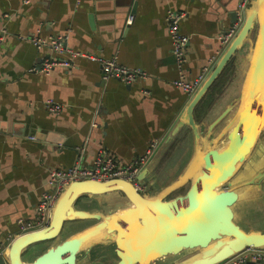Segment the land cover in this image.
Listing matches in <instances>:
<instances>
[{
	"label": "crops",
	"instance_id": "obj_1",
	"mask_svg": "<svg viewBox=\"0 0 264 264\" xmlns=\"http://www.w3.org/2000/svg\"><path fill=\"white\" fill-rule=\"evenodd\" d=\"M235 1L31 0L24 4L23 0H0V246L7 247L23 232L20 219L37 218L40 198L53 189L49 184L53 169L77 161L91 165L101 149L129 163L152 142L157 147L162 143L145 180L148 195H158L187 171L198 149L191 130L184 126L177 138L169 137L193 94L173 83L180 69L172 52L167 15L185 13L180 22V30L188 38L182 71L191 81L207 75L224 52L222 38L238 23L230 18ZM58 34L67 36L70 50L116 57L124 65L141 68L147 77L131 85L116 78L104 79L99 62L72 58L69 52L55 53L49 45L38 47L30 40ZM45 57L65 58L72 65L46 73L40 70ZM213 57L216 59L211 61ZM216 95L211 97L209 113L219 107ZM47 99L60 103L62 111H49ZM201 115L196 117L202 128L206 117ZM188 188L189 184L184 185L168 198L183 195ZM252 192L244 189L241 193L248 199ZM118 195L81 200L99 209L97 201ZM240 203H232L230 208L238 213ZM84 222L92 223H74ZM76 231L33 246L26 261L32 262ZM105 243L108 241L82 264H114L115 245L105 252Z\"/></svg>",
	"mask_w": 264,
	"mask_h": 264
},
{
	"label": "water",
	"instance_id": "obj_2",
	"mask_svg": "<svg viewBox=\"0 0 264 264\" xmlns=\"http://www.w3.org/2000/svg\"><path fill=\"white\" fill-rule=\"evenodd\" d=\"M230 9L231 20L239 25L237 31L192 95L169 139L177 138L181 127L187 126L195 138L198 153L203 152V130L196 117L197 107L224 70L233 65L235 71L230 74L223 88L230 87L241 56L248 55L241 91L231 101L238 103V107L228 128L237 119L240 120L232 142L221 150L205 154L206 164L200 173L198 170L202 164L194 160L182 176L155 196L148 195L145 189L123 178L82 179L65 184L52 205L48 225L21 233L0 254V264H82L95 255L99 249L97 246L105 241H109L103 247L105 252L115 245L117 260L114 264H150V249L153 247V252H156V248L164 245L170 247V253L186 251L169 264H221L247 248L264 247V230L244 229L227 208V205L230 207L236 201L232 199L227 204L226 200V193L233 191L228 187L232 184L230 180L245 158L238 165L236 162L248 145L254 146L264 128V0H246L244 6L240 5V0H236ZM223 90L216 95L215 103L223 101L226 96L222 95ZM227 112L211 123L209 131ZM161 144L155 149L156 152ZM154 153L137 176L138 183L144 188ZM187 184L189 188L186 193L168 198ZM110 193L119 195L99 201L102 205L99 209H94L92 203L88 207L78 204L81 198ZM85 220L92 223L54 246L49 247L50 243L47 244L46 248H49L45 252L32 262L26 261L28 250L40 242L55 240L64 233L66 223ZM134 223L137 225L134 226ZM166 231H171L169 235L172 238L169 239L172 240L167 241L168 236H163ZM164 255L160 252L154 257ZM244 264H264V260L250 258Z\"/></svg>",
	"mask_w": 264,
	"mask_h": 264
},
{
	"label": "built area",
	"instance_id": "obj_3",
	"mask_svg": "<svg viewBox=\"0 0 264 264\" xmlns=\"http://www.w3.org/2000/svg\"><path fill=\"white\" fill-rule=\"evenodd\" d=\"M80 1V0H78ZM245 1L243 5H245ZM31 0H23L24 4H29ZM185 16L184 12L171 11L167 15L169 32L172 41V52L176 61L179 71V77L173 82L176 86H179L186 90L191 95L196 92L206 74H202L198 78L191 81L186 80L182 71V66L186 61L187 55V42L188 38L180 30V22ZM239 25L226 34L222 39L223 43L227 46ZM67 36L58 34L56 36H50L49 38H40L38 36L30 37V40L38 47L43 45H49L55 53L69 52L72 58L84 57L93 61H97L102 66L103 78H116L131 85L135 82L143 80L147 77V73L141 68L130 67L122 64L116 57L104 58L97 54L85 52V51H73L66 46ZM216 57L211 58L214 61ZM72 65L71 60L60 57H45L41 63L40 70L48 73L55 67H70ZM45 106L51 112L60 113L63 106L60 103L55 102L53 99H47ZM94 125L96 124L93 123ZM33 138V137H32ZM157 142H152L146 152L132 162L122 163L114 155L105 149H101L95 156V159L91 165H83L80 161H77L73 166L67 168L53 169L50 173L49 184L53 188L50 191L44 192L37 205V218L33 221L25 222L20 219V225L24 232H29L43 228L48 225L51 217L52 205L55 202L62 187L73 181L82 179H95V180H109L112 178H123L133 181L134 184L143 189L144 187L138 183L137 176L142 171V168L146 162L150 159L154 153ZM9 246V245H8ZM7 246V247H8ZM0 246V254L7 248ZM254 258L256 260H264V247L259 248H247L230 259L224 261L221 264H244L248 259Z\"/></svg>",
	"mask_w": 264,
	"mask_h": 264
},
{
	"label": "flooded vegetation",
	"instance_id": "obj_4",
	"mask_svg": "<svg viewBox=\"0 0 264 264\" xmlns=\"http://www.w3.org/2000/svg\"><path fill=\"white\" fill-rule=\"evenodd\" d=\"M223 89H225V88H223ZM223 89H221V90L219 89V90L222 91ZM216 90L219 91L218 89H215L214 91L216 92ZM214 91L210 95L207 96L209 98L206 101H209V102H204L202 107L200 108L201 111L200 110L198 111L200 113V115H201V113L205 114L207 111H209L208 108H212L213 104L212 103L209 104V103H210L211 97H213L215 94ZM237 104L238 103L229 102V103H225L223 105H220L219 110L214 113V117L210 120H207L205 122L204 127H202V130H203L202 137L204 140V142H203L204 149H203L202 153H198V149H197V151H196L197 155H195V157L193 159V161L195 160V161L200 162L199 165L202 164L201 169L198 170V173L201 172V170L204 167L203 165L206 164L205 158H204L205 154H207L208 152H210L212 150H221L226 145L230 144L232 142V140L235 138V135L237 134V131L239 128L240 120L237 119L229 128H228V124L231 121L232 117L234 116V114L237 110V107H238ZM227 110H228V112L224 116V118L221 121H219L213 127L212 131H209L211 123L215 119H217V117H219L223 112H225ZM240 142H241V140H240ZM240 142H238L235 146V149H234L235 154L237 152V148H238ZM248 147H249V152H247L245 155L243 153L244 156L242 155L241 158L238 160V162H236V165H238L240 163L241 159L245 158L244 162L241 164V166L238 169V171L236 172L235 176L230 180V182L232 184L228 185V187L229 188L231 187L233 191L226 193L227 204H229V201H231L232 199H234L236 202H241V201L247 199V197L245 195H242V193H241L244 191V189L249 190L250 192H252L253 190L264 191V128H263L261 134L259 135L254 146L252 147V145H248ZM246 150H247V148H246ZM196 158H197V160H196ZM147 178H148V176L145 178V180ZM253 178H256V179L254 181H252ZM146 187H147V185H145V188ZM145 188H143V189H145ZM102 201H104V200H102ZM110 201H112V200H110ZM80 202L81 201H79L78 204L81 205ZM97 203H98L97 206L99 208H101L102 205L100 204V202L97 201ZM106 205H108V203ZM124 205H127V203ZM101 211H102V209H101ZM68 223H66V226L68 225Z\"/></svg>",
	"mask_w": 264,
	"mask_h": 264
},
{
	"label": "rangeland",
	"instance_id": "obj_5",
	"mask_svg": "<svg viewBox=\"0 0 264 264\" xmlns=\"http://www.w3.org/2000/svg\"><path fill=\"white\" fill-rule=\"evenodd\" d=\"M240 64L238 66V71L236 73L235 79L233 80L232 84L230 85V87H226L222 93V95H226L223 99L222 102H220L218 105H223L225 103L231 102L233 101L237 95H235L236 93L239 92V89L241 87V81H242V77L244 75V72L247 69V61H248V55L246 56H241L240 58ZM235 71L234 66L231 67V73L233 74ZM221 97V96H220ZM210 104V103H209ZM220 107H218V109H215L213 112H206L205 113V121L210 120L214 117V113L217 112L219 110ZM209 109V108H208ZM156 183V182H154ZM82 202V203H81ZM81 205H84L85 207L90 206V204H86L81 200ZM242 203H240L239 208L240 210L238 211V213L234 212L232 210V208L229 207V205H227L228 211L230 213V215L233 217V219L240 224L244 229H248V228H253V229H264V191H260V190H253V192L250 194V198L245 199L243 201H241ZM94 207V206H93ZM95 208V207H94ZM208 219V218H207ZM88 222H84L80 225L77 224H71V225H67L65 227L66 232L64 231V235H66V233H71L73 231H76L78 229H81L82 227H85V225H87ZM134 226L137 224H133ZM171 231H166L163 233V236H168L166 239L172 238L170 237ZM63 238V236H62ZM170 247L169 246H163L160 248H156V252L155 249H153V247L150 249V264H169L172 261L177 260L180 256L184 255L186 253V251L180 250L178 252H173L170 253ZM164 253L165 255L159 258L154 257L155 254L157 253ZM105 253V252H104ZM107 256H103L102 259L107 260ZM133 257H130L129 259H132Z\"/></svg>",
	"mask_w": 264,
	"mask_h": 264
},
{
	"label": "trees",
	"instance_id": "obj_6",
	"mask_svg": "<svg viewBox=\"0 0 264 264\" xmlns=\"http://www.w3.org/2000/svg\"><path fill=\"white\" fill-rule=\"evenodd\" d=\"M230 68H226L224 70V72L222 73V75L217 79V81L213 84V86L211 87V89L209 90V92L207 93V95L203 98V100L200 102L199 106L197 107V111H196V115L199 117L200 113L198 112L199 110L201 111L200 107L201 105L205 102V99L207 98L208 95H210L215 89H222L223 88V84L226 82V80L228 79L227 75H230L229 72ZM231 71V70H230ZM229 73V74H228ZM216 91V94H219L221 91ZM216 97V96H215ZM212 103V101H210V104Z\"/></svg>",
	"mask_w": 264,
	"mask_h": 264
},
{
	"label": "bare ground",
	"instance_id": "obj_7",
	"mask_svg": "<svg viewBox=\"0 0 264 264\" xmlns=\"http://www.w3.org/2000/svg\"><path fill=\"white\" fill-rule=\"evenodd\" d=\"M247 152H249V147H248L247 150L244 152V155H245ZM244 155H243V156H244Z\"/></svg>",
	"mask_w": 264,
	"mask_h": 264
}]
</instances>
